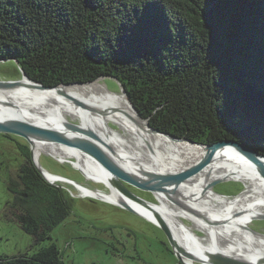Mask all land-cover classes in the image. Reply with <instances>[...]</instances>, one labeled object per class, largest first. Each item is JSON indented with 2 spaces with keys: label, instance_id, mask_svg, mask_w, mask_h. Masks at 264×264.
I'll list each match as a JSON object with an SVG mask.
<instances>
[{
  "label": "trees",
  "instance_id": "trees-1",
  "mask_svg": "<svg viewBox=\"0 0 264 264\" xmlns=\"http://www.w3.org/2000/svg\"><path fill=\"white\" fill-rule=\"evenodd\" d=\"M7 60L45 86L113 77L152 127L264 154V0H0ZM26 150L5 216L40 244L72 198ZM0 264L66 263L50 242Z\"/></svg>",
  "mask_w": 264,
  "mask_h": 264
},
{
  "label": "bare ground",
  "instance_id": "bare-ground-1",
  "mask_svg": "<svg viewBox=\"0 0 264 264\" xmlns=\"http://www.w3.org/2000/svg\"><path fill=\"white\" fill-rule=\"evenodd\" d=\"M63 92L103 112L85 111L55 92L36 93L26 89L0 93V121H24L42 128L63 129L69 116L79 117L83 120V128L96 132L101 143L109 146L108 150H112L109 157L113 161L128 160L129 170L142 178L150 173H180L192 164L193 146L185 142L173 144L161 137L141 133V121L123 94L108 92L99 81L64 87ZM44 152L60 162L71 161L88 181L106 184L111 189L110 193H105L82 186L83 197L103 199L114 205L126 204L153 223H158L157 213L178 245L197 259L210 264V253H220L239 261L264 264V236L249 229L254 217L264 215V183L254 173V168L239 156L225 154L213 165L211 174L204 171L193 184L174 195L177 203L168 202L157 193L160 203L151 210L121 194L97 162L81 150L33 139L37 163ZM220 176H233L244 182L249 192L236 199H225L211 191L205 194L207 183ZM49 179L55 181L52 177ZM184 217L191 221L190 226L186 225ZM196 230L204 232L205 236H197ZM183 259L193 264L190 258Z\"/></svg>",
  "mask_w": 264,
  "mask_h": 264
},
{
  "label": "rangeland",
  "instance_id": "rangeland-1",
  "mask_svg": "<svg viewBox=\"0 0 264 264\" xmlns=\"http://www.w3.org/2000/svg\"><path fill=\"white\" fill-rule=\"evenodd\" d=\"M19 77L14 62L0 63V81H14ZM104 84L109 91L119 92L115 80L106 79ZM72 121L82 127L81 118ZM27 147H30L29 142L23 137L0 133V256L32 255L53 242L66 264H181L167 233L158 225L116 205L83 197L69 184H63L72 198L69 216L53 228L51 240L36 244L12 216H5L11 200L8 184L16 179L19 166L25 161ZM39 161L42 168L52 174L90 189L108 191L101 183L87 181L74 165L61 163L46 152ZM128 189L144 200L157 203L150 192L133 187ZM241 189L239 183L222 182L214 187V192L233 196ZM184 221L188 226L192 224L186 217ZM251 228L264 234V220L255 221Z\"/></svg>",
  "mask_w": 264,
  "mask_h": 264
},
{
  "label": "water",
  "instance_id": "water-1",
  "mask_svg": "<svg viewBox=\"0 0 264 264\" xmlns=\"http://www.w3.org/2000/svg\"><path fill=\"white\" fill-rule=\"evenodd\" d=\"M10 61V60H7ZM7 61H2L0 63H5ZM16 66L17 61L12 60ZM20 77L17 80L14 81H0V93L5 92H11L16 90H28L29 92H36V93H51L55 92L57 95L64 97L66 100L71 101L73 104L77 105L78 107L84 109L85 111L91 112V113H100L103 111H100L97 108H94L92 106H89L82 101L70 97L69 95L65 94L63 92L64 87H71L75 85H87L94 82L99 81L102 83L106 90L109 91L107 86L104 84V81L106 79H113L118 83L119 86V92H112L116 94H123L126 98L127 102L132 107L134 113L138 117V119L141 121V124L139 125V128L141 129V133H148L151 135H155L157 137H161L164 140H167L173 144L176 142L178 143H187L191 146L194 150H191L192 153V164H190L186 170H182L180 173L175 174H168V175H161L157 173H150L149 175H146V178L139 177L134 174L131 170L128 168V160L126 159H120V162L113 161L109 156L110 150H108V145L105 143H101L99 136L96 132L85 129L81 126H79L78 123H75L72 121V118L69 116L68 118H71V120H68V122L65 123V128H59V129H48V128H42L38 127L36 125L24 122V121H13V120H1L0 121V133L3 134H13L18 135L20 137H23L29 142V148L31 151V157L32 162L36 169L39 171V173L44 177L46 181H48L51 184H56L61 188H64L63 184H69L75 188L79 193L82 192V189L84 185H81L77 182H74L70 179H67L62 176H58L55 174H52L45 169L42 168L39 163L34 158L33 155V139L34 140H40L45 142H53L58 144H64L73 148H77L90 156L94 161L97 162V164L102 168L103 172L107 175L109 180L112 182L114 187L123 194L124 196L137 201L144 205L145 207L154 210L153 206L155 204L160 203L157 193L164 196V199L168 202H174V195H177L178 192L181 190L188 188L193 182L204 172L207 171L209 174H211V170L213 165L219 161L225 154H234L236 156H239L241 159H243L245 162L250 164L254 168V173L260 178V180L264 183V154L260 153L254 149H252L249 146H246L243 143L234 141V140H223L219 142L214 143H198L194 142L187 138H179L175 137L170 133L160 131L154 127H152L149 123V119H144L141 117V115L138 113L130 99L128 98L126 91L124 87L119 84V82L113 78L108 76H102L97 78L96 80L85 82V83H74V84H60L56 86H45L41 83L35 82L32 79H30L25 72L22 70H18ZM106 113V111L104 112ZM111 127L117 129V126L114 124H111ZM71 132H75L76 134L80 135H74L71 134ZM149 150L151 151L150 146H148ZM112 152V150H111ZM114 153V152H113ZM122 161V162H121ZM60 162V161H59ZM63 163V162H61ZM64 163H70L73 166V163L71 161H67ZM74 167V166H73ZM81 171V170H79ZM81 173L84 175V177L87 179L86 175L81 171ZM49 177H52L55 181H50ZM222 182H234L239 183L242 187V189L233 196H227L222 195L214 192V187ZM83 186V187H82ZM103 186L108 190L105 191L104 189H92L96 190L97 192H111L110 187H108L106 184H103ZM86 187V186H85ZM128 187H133L142 191L150 192L155 199H157V203H153L147 200H144L140 198L139 196L134 195L131 193L128 189ZM211 191L215 195L227 198V199H236L240 196L246 195L247 187L244 182L234 179L232 176L231 178L220 176L212 179L209 183L206 185V191L205 194ZM249 196V195H247ZM91 198V197H88ZM94 200L107 202L103 199L99 198H91ZM109 203V202H107ZM111 204V203H110ZM114 205V204H113ZM122 209H125L131 213L136 214L138 217H141L148 222L158 225L160 228H162L168 235L169 240L171 241L175 251L177 252V255L181 261V264H189L187 263L183 257L190 258L193 262V264H208L207 262L203 260H199L196 257L190 255L189 253L185 252L177 243L175 237L171 233L168 225L165 223V221L157 214L155 213L158 223H153L152 221L148 220L146 217L141 215L140 213L136 212L134 209H132L130 206L126 204L122 205H116ZM264 220V215H258L257 217H254L253 220H251V224L255 221ZM188 221V220H186ZM251 224L249 226V229L257 234L264 236L263 233L257 232L251 228ZM198 232L202 233L199 234ZM197 236L202 237L205 235L202 231H196ZM210 264H253L248 262H243L236 260L231 257H227L220 253H210Z\"/></svg>",
  "mask_w": 264,
  "mask_h": 264
},
{
  "label": "flooded vegetation",
  "instance_id": "flooded-vegetation-1",
  "mask_svg": "<svg viewBox=\"0 0 264 264\" xmlns=\"http://www.w3.org/2000/svg\"><path fill=\"white\" fill-rule=\"evenodd\" d=\"M64 186V185H63Z\"/></svg>",
  "mask_w": 264,
  "mask_h": 264
}]
</instances>
